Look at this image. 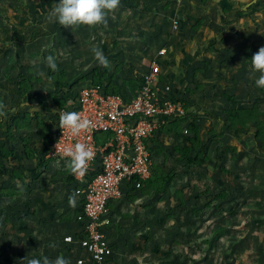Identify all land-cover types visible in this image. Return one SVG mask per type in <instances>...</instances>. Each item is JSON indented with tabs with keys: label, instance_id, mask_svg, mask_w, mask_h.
Returning a JSON list of instances; mask_svg holds the SVG:
<instances>
[{
	"label": "rangeland",
	"instance_id": "1",
	"mask_svg": "<svg viewBox=\"0 0 264 264\" xmlns=\"http://www.w3.org/2000/svg\"><path fill=\"white\" fill-rule=\"evenodd\" d=\"M262 8L257 10L262 12L255 16L252 32L247 33L243 42H228L226 50L214 55L211 66H207V61H203L207 67L196 65L193 74L188 75L190 80L186 77L189 72L174 75L182 78L181 87L173 86L177 79L172 83L176 95L182 94L185 98V92L191 93L192 97L204 96L199 99V105L191 102V98L184 102L193 103L198 112L209 113L206 116L210 120L197 133L200 139L196 144L185 135L154 142L157 144L152 148L156 174L142 187L145 195L133 202L125 201L124 207L117 210L115 218L107 225L111 236L118 240L114 249L118 256L104 264H264V149L261 140L256 139L252 124L241 131L222 128L231 132L226 141L220 133L226 119L225 111L221 112L223 104L225 101L229 103L224 95H229V91L238 96L239 107L251 106L252 99L257 104L264 101V87L255 84L256 70L251 66V55L264 44ZM34 9L37 11L38 7ZM113 12L115 16L121 13L118 9ZM0 13L1 16L3 12ZM18 14L22 18L26 16L22 12ZM35 15L32 14L37 21L30 22V64H34L44 78L51 75L58 84L67 82L65 89L71 92V100L77 97L78 90L93 82H103L109 90L122 94L133 93L136 80L148 72L158 52L155 40L158 23L140 12L125 19L120 17L113 24H109L110 20L106 18V24L70 28L48 20L42 8ZM2 28L1 35L5 30H13L12 26L3 25ZM19 30L26 32V25H20ZM163 32L165 36L170 30L167 28ZM85 36L91 37L85 40ZM24 42L27 43L20 36L10 47L11 41L0 37L1 79L7 75L6 80L12 78L16 81L12 66L18 60L23 66L27 64L23 48H18ZM94 47L103 51L110 62L109 68L97 64L91 51ZM234 49H242L244 56H234ZM48 55L56 57L55 71L47 67L45 57ZM178 58V64L183 59L186 61L184 57ZM242 78L245 79L242 81ZM228 106L230 108V104ZM196 118L200 124L202 118L199 115ZM196 150L210 152L212 162L190 166L188 158L194 156ZM14 171L17 177L25 176L20 168ZM25 187L30 189V183ZM18 190L19 193L24 191L22 188ZM129 198L131 200L133 196ZM17 204L20 209L15 213L14 210L6 211L10 205L2 207L0 219L3 224L25 221L24 211H30L29 202L20 200ZM13 232V229L0 232V237L9 239ZM14 233L18 256L12 260L1 254L0 264H29L32 258H36L30 256V234L20 230ZM60 250V255L68 261L76 255L67 243ZM58 255L48 258L54 260ZM43 258L37 256L36 259Z\"/></svg>",
	"mask_w": 264,
	"mask_h": 264
},
{
	"label": "crops",
	"instance_id": "2",
	"mask_svg": "<svg viewBox=\"0 0 264 264\" xmlns=\"http://www.w3.org/2000/svg\"><path fill=\"white\" fill-rule=\"evenodd\" d=\"M226 1L230 7L227 12L223 11L221 0H170L166 3L163 0H120L116 9L120 10L121 13L115 16L114 12L110 11L106 18L110 20L109 24H113L120 17L125 19L127 16H133L140 12V14H145V18L150 17L152 20L157 21L155 40L158 43V52L154 57L158 58L162 65L164 73L161 79L162 83L171 87L173 97L184 98L182 94L177 96L174 91L173 86L179 85L181 87L182 85V78H177L174 75L181 74L184 71L189 72L186 77L187 80H190L188 75L193 74V68L197 67L196 65L211 66L214 55L224 50L228 42L237 40L243 42L247 33L252 32V25L256 22L254 21L255 16L262 12L258 11L264 4V0ZM160 2H162V5ZM34 3L35 0L32 2L30 0H0V11L3 12L0 16V33H2V30L4 31L3 25L12 26L13 29L5 30L8 33L0 34V37L11 41L10 47H13L12 42L18 40L20 36L25 38L27 42L18 46V48H23L22 54L26 56L27 64L23 66L18 60V63H14V66H12L15 70L12 73L17 77L16 81L12 78L6 80L7 75L1 79L3 68L0 67V106L8 113L7 116L0 117V140L6 138V126L13 117L30 116V125L25 126L19 133L15 132L14 140L10 141L14 154L9 155L7 159H0V163L6 165L3 169L0 168V188H22L24 191L8 197L0 196V212H2L4 205H10L6 207L8 209L6 211L10 213L14 210L12 212L15 213V210L20 209L17 204L20 200H22V203L29 202L30 211H24L26 213L25 221H20L17 224H3L2 219H0V232L4 233V231L8 232V230L13 229L14 232L19 233L20 230L24 234H30V256L37 258V256L49 257L54 254H61L60 249L64 248L65 244L64 236L66 234L73 235L80 229L79 223L75 219L76 215L80 213L81 202L76 194L78 185L75 179L76 176L75 173L70 171L69 164L63 160L47 159L45 157L46 147L48 146L47 141L56 130L55 123L58 121L57 118H59L61 108L54 97L61 96V93L57 95L55 82L51 78L40 76L41 72L35 69L34 64H30V22H34L36 19L30 12V5ZM132 4L135 6L131 7ZM54 6L55 1L45 12L46 17ZM19 9L20 11H18ZM262 10H264V7ZM20 12L23 15L25 13L26 16L22 18L18 14ZM45 22L46 20H44ZM20 25H26V32L19 30ZM167 28L170 33L164 36L163 30H167ZM85 37H87L85 38L87 40L91 36ZM166 42L167 44H165ZM12 50L15 49L12 48ZM160 50L164 52L159 54ZM233 51L234 56L236 54L240 57L244 56L242 49H234ZM178 57H184L186 61L184 62L183 59L181 64H178ZM203 61L208 62L207 66ZM2 62L3 58L0 60V66ZM183 65H185L184 68ZM30 71L33 73L34 78L31 83L32 87L29 89L21 88L20 82ZM175 79H177V84L173 85ZM244 79L242 78V81ZM204 88L206 89V87ZM50 93L52 94L49 96ZM228 93L230 97L237 100L238 96L230 91ZM184 96L188 100L191 98L190 101L198 105L200 104L199 99L204 98V96L192 97L191 93L188 95L185 92ZM197 99L198 101H196ZM247 99L245 98V101L249 102ZM70 100L71 97L67 99L68 104ZM220 101L219 103H221ZM253 103L252 99V105ZM203 104L209 105L208 102ZM229 104L225 101L222 111H219L223 113L224 109L229 107ZM258 105L261 111H264V101ZM192 106L196 110V114L202 118V121L200 118L202 129L203 125L205 126L210 120L207 117L209 113L207 114L205 111L198 112L195 105L192 104ZM68 107H70V104ZM222 128L228 131L229 128L225 122L220 127V133L225 136L222 137L223 141H226V137L231 134L232 130L230 129L231 132L228 133ZM26 137L30 139V157L24 153L22 140ZM234 145L236 144L234 143ZM209 155L213 157L210 152ZM19 168L25 172L23 178L14 175V170ZM27 183H30V189L25 187ZM128 195L133 196V199L130 200ZM144 195L142 189L127 191L121 199L109 204L105 217L113 221L117 210L124 207L125 201L133 202L132 200L136 201ZM23 207L27 210L26 206ZM14 232L9 236V239L0 237V256H8L12 260L18 256ZM107 234L115 249V242L118 240L111 236L109 230H107ZM117 256L115 252V257Z\"/></svg>",
	"mask_w": 264,
	"mask_h": 264
},
{
	"label": "built area",
	"instance_id": "3",
	"mask_svg": "<svg viewBox=\"0 0 264 264\" xmlns=\"http://www.w3.org/2000/svg\"><path fill=\"white\" fill-rule=\"evenodd\" d=\"M162 70L159 59L154 58L134 95L108 94L91 84L78 90L77 97L69 101L70 107L59 110V118L62 112L74 111L88 119L91 126L74 136L60 128L58 122L45 157L68 163L62 149L77 142L86 144L94 153L85 173H75L81 184L76 190L81 202L77 215L80 237L66 234L64 241L76 246L79 254L69 264H102L113 256L106 229L110 220L105 217L109 204L131 189H142L152 177L150 142L161 128L196 114L192 105L171 95V87L162 83Z\"/></svg>",
	"mask_w": 264,
	"mask_h": 264
},
{
	"label": "trees",
	"instance_id": "4",
	"mask_svg": "<svg viewBox=\"0 0 264 264\" xmlns=\"http://www.w3.org/2000/svg\"><path fill=\"white\" fill-rule=\"evenodd\" d=\"M18 1H21V0H18ZM52 4H53V0H48L46 2L44 0H41L38 2L36 1L34 4L30 5V12L33 15H35L36 12H40V8H42L43 12H46L48 10V8L50 7V5H52ZM221 5L223 7L224 12H227L228 10H230V7L227 4L226 0H221ZM39 6H40V8H39ZM35 7H38L37 11L34 9ZM35 16H33V17H35ZM50 78L56 84V88H57L56 94L58 95V93H62L61 96H62V98H64V99H62L59 96H55V100H56L57 104L61 108H67L69 106L67 99L70 98L72 95L70 91L67 92V90L65 89V87H66L65 84L67 82L65 84H58L57 83L58 80L54 76L50 75ZM32 81H34V78H33V73L30 71V73H28L23 78V80L20 82V84H21L20 87L24 88V89H29L32 87L31 86ZM136 81H137V84H136V90H137L141 86L143 78H140L139 80H136ZM92 85H96V86L101 87L102 90H104L108 94L121 93V92L109 90V88L103 82L102 83L101 82H93ZM136 90L133 93H131L129 91V92L125 93L124 95H129V94L134 95L136 93ZM224 97L230 103V108H226L224 110L226 113V119H225L226 126L229 129H231L232 131H241V130L249 127V125H251V124L254 125V127H255L254 135H255L257 140H259V139L261 140L262 147L264 148V111H261V109L257 103H254L252 106L239 107L237 100H235L233 97H230L229 95H224ZM178 99H182L183 102L187 101V99H185V98H178ZM185 104L191 106L193 103L188 101V102H185ZM197 116H198V114L193 115L192 118H179L175 122L164 125L161 128V130L159 131V134L156 137L151 139V142H150L151 153H152V148H155V146H157V144L155 145L154 142L157 143V140H162V139L166 140L169 137H177V135H181V136L185 135L186 137H188L187 138L188 140H191L193 142V144H196V142H199L200 137H199V134H197V133H199L201 131V127H200L198 118H196ZM28 125H30V116H28V115H26L24 117L16 116L10 120V123H8L6 126V132H5L6 138L4 140H0V159H7L9 155L12 156L14 154V152L12 150V146L10 145V141L14 140V133L15 132L19 133L25 126H28ZM186 129L188 130L187 134L184 132ZM189 137H192V138H189ZM49 139H50V137H49ZM49 139L47 141V145L49 144ZM22 142H23V146H24V153L28 157H30V139L28 137H26L22 140ZM212 159L213 158L209 155L208 151L204 153L201 150H200V152L196 150V154L194 156H190L188 158L187 162L190 166H201V165L207 164L209 162H212ZM4 166L6 167V165H4L3 163H0L1 169H3ZM154 168L155 167L153 164L152 177L150 179H148L147 181H145L144 185L148 182H151L153 176L156 174V170H154ZM222 169H224V168H222ZM14 175H16V173H14ZM75 179H76V177H75ZM77 184H78L77 188H79L81 186V184H79L78 182H77ZM77 188H76V190H77ZM17 194H19L18 189L0 188V196L1 197H8V196L17 195ZM75 220L77 221V215H76ZM79 227H80V223H79ZM73 235L75 237L76 236L80 237L79 232H76ZM68 245L72 249L75 250V252H76L75 254H77L79 252L78 249H76V246L74 247V245H71V244H68ZM113 257H115V253L113 254V256L111 258H113Z\"/></svg>",
	"mask_w": 264,
	"mask_h": 264
},
{
	"label": "clouds",
	"instance_id": "5",
	"mask_svg": "<svg viewBox=\"0 0 264 264\" xmlns=\"http://www.w3.org/2000/svg\"><path fill=\"white\" fill-rule=\"evenodd\" d=\"M119 3L120 0H56L47 19L66 28L106 24L108 12L115 10ZM91 51L99 66L110 67V62L101 49L94 47ZM45 62L50 70L57 69L55 56H46ZM251 66L256 70L254 71L255 84L264 87V44H261L251 55ZM7 115L8 113L0 106V117ZM59 125L60 128L69 130L75 136L88 129L91 122L88 119H83L77 112L68 111L60 114ZM62 155L68 158L70 171L80 175L85 173L88 162L94 158L93 151L86 144L79 142L63 147ZM29 264H69V261L64 256L58 255L54 260H50L48 257H44L42 260L32 258Z\"/></svg>",
	"mask_w": 264,
	"mask_h": 264
}]
</instances>
